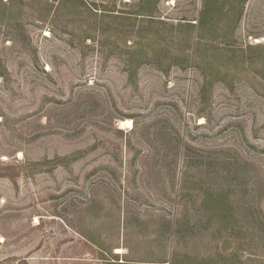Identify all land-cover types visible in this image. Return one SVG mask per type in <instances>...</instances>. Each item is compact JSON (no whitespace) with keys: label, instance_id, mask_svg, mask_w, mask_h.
Returning <instances> with one entry per match:
<instances>
[{"label":"rangeland","instance_id":"1","mask_svg":"<svg viewBox=\"0 0 264 264\" xmlns=\"http://www.w3.org/2000/svg\"><path fill=\"white\" fill-rule=\"evenodd\" d=\"M0 264H264V0H0Z\"/></svg>","mask_w":264,"mask_h":264},{"label":"bare ground","instance_id":"2","mask_svg":"<svg viewBox=\"0 0 264 264\" xmlns=\"http://www.w3.org/2000/svg\"><path fill=\"white\" fill-rule=\"evenodd\" d=\"M119 122V121H118ZM118 125L120 126V127H122V128H125V129H127V130H132L133 129V122L131 121V120H125V121H120L119 123H118ZM122 250V249H121ZM121 250L120 249H118L117 250V253H121Z\"/></svg>","mask_w":264,"mask_h":264}]
</instances>
